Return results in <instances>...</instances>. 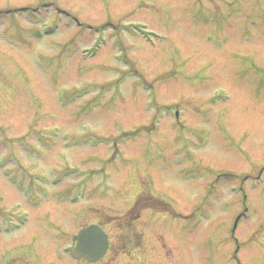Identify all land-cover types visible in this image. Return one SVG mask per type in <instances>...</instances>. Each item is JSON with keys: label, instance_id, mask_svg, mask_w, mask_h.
Masks as SVG:
<instances>
[{"label": "rangeland", "instance_id": "obj_1", "mask_svg": "<svg viewBox=\"0 0 264 264\" xmlns=\"http://www.w3.org/2000/svg\"><path fill=\"white\" fill-rule=\"evenodd\" d=\"M0 264H264V0H0Z\"/></svg>", "mask_w": 264, "mask_h": 264}, {"label": "water", "instance_id": "obj_2", "mask_svg": "<svg viewBox=\"0 0 264 264\" xmlns=\"http://www.w3.org/2000/svg\"><path fill=\"white\" fill-rule=\"evenodd\" d=\"M77 237L79 242L75 252L78 257H85L89 261L101 259L109 247L108 235L98 224L83 228Z\"/></svg>", "mask_w": 264, "mask_h": 264}, {"label": "bare ground", "instance_id": "obj_3", "mask_svg": "<svg viewBox=\"0 0 264 264\" xmlns=\"http://www.w3.org/2000/svg\"><path fill=\"white\" fill-rule=\"evenodd\" d=\"M98 54H99V53H98ZM98 54H97V55H98ZM97 55H96V56H97ZM165 133L167 134V132H165ZM166 136H167V135H165V137H166ZM31 221H32V217H31V219L27 222V224L30 223ZM27 224H26V225H27ZM22 228H24V226H23Z\"/></svg>", "mask_w": 264, "mask_h": 264}]
</instances>
